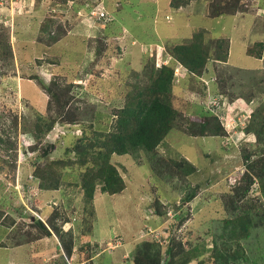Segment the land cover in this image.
I'll use <instances>...</instances> for the list:
<instances>
[{"label":"rangeland","instance_id":"1","mask_svg":"<svg viewBox=\"0 0 264 264\" xmlns=\"http://www.w3.org/2000/svg\"><path fill=\"white\" fill-rule=\"evenodd\" d=\"M3 1H0V52L5 50L2 41L5 42L6 35L12 56L0 55V138L12 141L17 150L14 146L7 152L8 142L0 140V155L11 161L17 153V181L13 183L2 172L6 168L0 169V180L5 183L4 188L0 187V210L4 211L5 221L0 223V264H91L88 259L91 251H97L92 257L95 264H130L128 258L136 245L146 239L160 243L162 254L175 240L184 247L194 246L199 258L208 260L213 236L223 231V195L239 181L237 174L244 171V147L250 149V144L244 143L252 139L235 138L240 133L239 125L248 124L252 109L237 104V99L235 110L226 105L221 114L219 109L209 108L215 99H220L210 89L215 82L209 76H204V85L202 81L193 83L182 67L177 68L174 103L189 115L204 112L203 105L211 113H219L228 136H191L174 129L158 147L163 155L185 157L197 166L190 177L194 183L189 184L200 185V194L189 203L183 200L189 188L176 190L160 181L143 151L115 154L113 161L126 181V188L113 195L97 191L94 200L97 219L95 224L92 221L91 232L87 222L91 214L85 209L82 191L68 197L73 186L67 187V191L64 188L65 193L60 192L58 201L51 190L41 189L37 181L34 188L25 183L26 177L33 178L30 159L37 153L31 151L33 135L26 131L33 129L39 115L48 117L50 94L40 81L49 83L56 77L63 83L72 82L71 108L80 109L81 120L77 124H56L50 137L47 135L36 144L38 151H42V147L48 149V143H55L50 159L66 157V149L82 135V127L89 133L90 123L95 128L111 129L115 121L111 109L124 105L126 90L132 88L126 80L135 79L134 71H141L150 60L156 66L167 63L170 60L167 45L189 40L199 28L231 39L228 61L210 69L214 78L220 72L230 79L226 82L229 92L249 96L263 86L264 61L249 55L246 49L263 38L264 0H243L247 12L238 18L232 14L209 16L207 11L213 0H197L182 9L171 7V0H106L104 9L113 21L91 18L87 0ZM98 23H103L104 28ZM255 23L260 33L255 31ZM50 25L55 33L60 26L66 31L58 47L46 41L47 32L43 28L50 29ZM133 39L137 44H132ZM98 47L104 49V54L97 55ZM106 54L110 55L109 63L102 66ZM96 60V67L102 71L91 73ZM224 97L230 102V95ZM259 97L255 102L264 100L263 93ZM74 155L71 152L67 157L75 159ZM64 170L77 174L79 171L72 167ZM214 179L219 182L214 183ZM156 198H160L161 209L165 210L162 215L156 213L153 204ZM55 208L60 213L56 224L72 232V256H68L60 236L49 226ZM36 219L46 224L52 236L38 223L33 224ZM172 221L181 223L175 231L171 230ZM259 231H254L243 243L255 264H264V235H259ZM196 263L195 260L191 264Z\"/></svg>","mask_w":264,"mask_h":264},{"label":"trees","instance_id":"2","mask_svg":"<svg viewBox=\"0 0 264 264\" xmlns=\"http://www.w3.org/2000/svg\"><path fill=\"white\" fill-rule=\"evenodd\" d=\"M193 1L197 0H171L170 6L179 9ZM245 7L247 4L243 0H213L207 13L211 17L223 14L235 15L237 12H245ZM107 21H113V19L110 17ZM98 24L104 28L103 23ZM48 28L49 26L43 28V31L47 32V43L55 44L54 46L58 47L66 31L62 26L59 27L58 33L52 30V25H50V29ZM8 37L5 35V42L2 41L5 50L0 52V55L4 54V58L12 56ZM97 52V55H100L104 49L98 47ZM167 52L171 55V59L167 63L156 66L154 60L147 61L148 63L146 62L141 71H134L135 79L126 80V84L131 85L132 88L126 90L124 105L111 109V115L115 118L111 129L95 128L90 123L91 125L88 126L91 128V132L89 133L86 127H82V135L76 137L72 145L66 149L65 156L74 152L75 159L70 156L50 159L49 156L56 148L55 143L45 144L48 149L42 147V151H38V141H43L56 124L62 126L67 123L77 124L81 120L80 109L78 107L71 108L72 82L63 83L57 81L56 77L51 78L49 83L40 81L49 92L50 101L47 107L48 117L39 115L33 129L26 131L30 132L31 136L33 135L30 138L32 140L30 144L33 145L30 150L37 152L35 157L30 159L34 172L33 179L38 182L41 189L45 190H59L63 187L67 190V187L73 186V191H75V188L79 187L83 192L85 207H87L85 209H89V214H91L87 220L90 224L88 229L91 232L93 230L92 221L95 224L97 219L94 202L97 191L100 189L102 193L113 195L121 193L126 188V181L116 162L113 161L115 154L130 155L143 151L153 174L160 181L170 184L176 190L185 191L187 187L189 188V191H185L184 202L189 203L198 195L200 185L191 186L189 184V182L194 183L190 177L197 171V166L185 157L179 159L163 155L158 147L166 141L174 129L191 136H219L223 138L228 136V131L219 115L211 113L209 109L215 110L216 106L207 108L203 105L204 112L189 115L175 105V71L177 68L186 69V73L190 76L189 80H192L193 83L202 81L204 85L206 82L204 76H209L210 80L215 82V86L210 89L221 100L226 99L224 96L228 94L230 102L238 98H245L249 103L252 99L260 98L261 93L264 94V77L261 80L263 86H260L257 91L250 92L249 96H245L241 92H229L226 82L230 79H225L222 73L217 72V79L214 78L211 66L216 67L228 61L230 55V38L228 36H217L210 30L199 28L192 33L189 40L167 45ZM247 53L256 58H264V40L255 42L253 46H248ZM101 57L103 58V55ZM104 57L107 59L102 61V66L109 63L110 55L106 54ZM93 64L91 73L102 71L96 67L97 60ZM95 116L92 118L94 119ZM238 129H240V133L236 135V139H241L244 136H247V139L252 138L244 141V144H250V149L244 147V161H242L244 171L242 174H237L239 181L236 185L230 186V191L223 195L225 208L223 231L213 236V245L208 260L200 259V254L194 246L184 247L180 241L176 242L175 240L172 242V246L169 245L165 254H162L160 243L146 239L136 245L132 255L128 258L130 264H191L195 260L196 264H255L247 253L248 250H246L243 241L250 239L256 230H260L259 235H264V100L256 102L248 124L239 125ZM0 140L8 142L7 152L14 146V150H17V145H14L12 141L2 138ZM35 140L36 143H34ZM16 158L17 153L11 161L3 159V157L0 160V169H7L6 172H2L13 183L17 181ZM43 161L45 162L43 163ZM69 167H72L73 170L77 168L78 174L64 170ZM33 179L29 180L26 177L24 180L26 184H29ZM217 181L214 179V183ZM256 184L257 186H255ZM0 187H5V183L1 180ZM253 192H257V195H253ZM153 204L156 213L159 215L165 213V210L161 209L163 205L160 198H156ZM3 215L4 211L0 210V223L2 224L5 222ZM58 216L60 213L55 208L51 213L49 226L56 235L60 236L68 256H72V232L64 231L60 225L56 224ZM12 220L14 222V219ZM36 223L41 225L48 235L52 236L51 230L42 220L36 219L33 224ZM170 224L172 231L177 230L181 225L177 221H172ZM96 252L91 251L88 257L91 264H95L92 257Z\"/></svg>","mask_w":264,"mask_h":264},{"label":"crops","instance_id":"3","mask_svg":"<svg viewBox=\"0 0 264 264\" xmlns=\"http://www.w3.org/2000/svg\"><path fill=\"white\" fill-rule=\"evenodd\" d=\"M170 1V0H169ZM196 1H193V2H191L190 3V5H193L194 3H195ZM183 7H181V8H179V9H182ZM247 12V11H246ZM246 12H237L235 15H233L235 18H238L239 16H242V15H244V13H246ZM257 16H258V14H256ZM259 16H261V15H259ZM243 19V18H242ZM256 16H255V22H256ZM254 29H255V31L256 32H258V33H260L259 31H258V29H257V26H256V23L254 24ZM128 30V31H127ZM253 30V29H252ZM125 31H127V33H130V35H131V32H130V30L128 29V28H124V32ZM264 32V31H263ZM121 34V33H120ZM120 34H118V35H120ZM117 35V36H118ZM262 39L261 40H257V41H262V40H264V34H262ZM231 40V39H230ZM256 41V42H257ZM135 42V43H134ZM132 44L133 45H135V44H137V41H136V39H133V41H132ZM152 44V43H151ZM246 52H247V49H246ZM230 56V55H229ZM168 57L171 59V55L169 54L168 55ZM257 59H259V61H264V59L263 58H257ZM169 61V60H168ZM185 70V72H186V69H184ZM238 102V103H237ZM237 102H236V100L235 101H232L230 104H229V108H231V106H233V108L235 109L236 108V106H237V104H240L242 107L244 106L247 110H249V109H254V107H255V100H251V102H247V100H244L243 98H238L237 99ZM237 103V104H236ZM244 108V109H245ZM232 109V108H231ZM234 109H232V110H234ZM246 109H245V111H246ZM239 132V131H238ZM237 132V133H238ZM236 134V133H235ZM237 135V134H236ZM245 137V136H244ZM248 138V137H247ZM246 138V139H247ZM33 179V178H32ZM30 180V179H29ZM34 180V181H33ZM32 180V182L31 183H29L28 185V187L30 188V187H33L34 188V186L37 184V182H36V180L35 179H33ZM219 182V181H218ZM71 188V187H70ZM74 189V188H73ZM73 189H72V192H68V197H73V196H70V194H74V195H77V194H80V192H81V190L79 189V187L78 188H75V191H73ZM70 190V189H69ZM47 191H49V190H47ZM65 191H67V190H65ZM65 191H64V187L62 188V189H59V190H52V194H53V196H54V199L55 200H58V201H60V195H61V193L60 192H62V193H65ZM200 194V192L198 193V195ZM65 195H67V193L65 194ZM197 195V196H198ZM96 196H97V193H96V195H95V198H96ZM196 196V197H197ZM195 197V198H196ZM59 198V199H58Z\"/></svg>","mask_w":264,"mask_h":264},{"label":"built area","instance_id":"4","mask_svg":"<svg viewBox=\"0 0 264 264\" xmlns=\"http://www.w3.org/2000/svg\"><path fill=\"white\" fill-rule=\"evenodd\" d=\"M1 3H4L3 0H0ZM106 0H87L86 5H88V14L91 18L93 19H97V20H109L110 16L108 15V13L105 12L104 9V4H105ZM109 1V0H107ZM12 3V2H11ZM217 99H215L213 101V103H211L209 106H216V110L220 109V113H224V107L226 105H229V101H227L226 99L221 100L218 99V101H216ZM228 107V106H227ZM227 110V109H226ZM235 110V109H234ZM219 115L220 119L223 117L222 115H220L219 113H216ZM226 114V113H225ZM222 123L224 124V120H222ZM50 137V134H49ZM149 231L147 230L145 233H148Z\"/></svg>","mask_w":264,"mask_h":264},{"label":"clouds","instance_id":"5","mask_svg":"<svg viewBox=\"0 0 264 264\" xmlns=\"http://www.w3.org/2000/svg\"><path fill=\"white\" fill-rule=\"evenodd\" d=\"M169 18V16H167ZM97 20V19H96ZM104 21H107V20H104ZM135 43V42H134ZM230 103V102H229Z\"/></svg>","mask_w":264,"mask_h":264}]
</instances>
